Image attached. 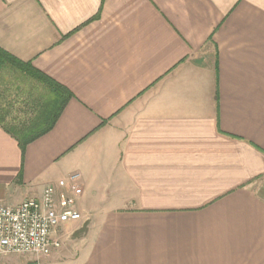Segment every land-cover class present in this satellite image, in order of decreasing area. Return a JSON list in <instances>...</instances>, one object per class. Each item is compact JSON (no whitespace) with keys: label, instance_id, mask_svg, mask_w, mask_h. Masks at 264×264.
<instances>
[{"label":"crops","instance_id":"0c3cea01","mask_svg":"<svg viewBox=\"0 0 264 264\" xmlns=\"http://www.w3.org/2000/svg\"><path fill=\"white\" fill-rule=\"evenodd\" d=\"M0 50V205L82 189L7 256L264 264V0H0Z\"/></svg>","mask_w":264,"mask_h":264},{"label":"built area","instance_id":"2783aa9c","mask_svg":"<svg viewBox=\"0 0 264 264\" xmlns=\"http://www.w3.org/2000/svg\"><path fill=\"white\" fill-rule=\"evenodd\" d=\"M80 175L71 173L47 184L38 198L23 200L16 206L0 205V256H47L60 246L58 230L78 222L74 208L82 189Z\"/></svg>","mask_w":264,"mask_h":264},{"label":"rangeland","instance_id":"374dc122","mask_svg":"<svg viewBox=\"0 0 264 264\" xmlns=\"http://www.w3.org/2000/svg\"><path fill=\"white\" fill-rule=\"evenodd\" d=\"M93 210V211H92ZM92 210H90L91 213H95V211L97 210V207L96 208H92ZM94 215V214H92ZM91 218V217H90ZM76 223V222H75ZM75 223H68L64 229H63V232L65 233H68L71 228L74 227ZM85 230V226L84 227H81L80 229H78V231H76L74 233L73 236H77V235H80L83 231ZM29 256V255H28ZM13 257V256H12ZM15 257V256H14ZM13 259H11V256H0V264H26V263H30L31 261H29L27 258L23 259V258H20V257H15ZM30 257V256H29ZM34 257V256H33ZM32 257V258H33ZM28 260V261H27ZM36 264H43L42 262H37Z\"/></svg>","mask_w":264,"mask_h":264},{"label":"trees","instance_id":"16d2710c","mask_svg":"<svg viewBox=\"0 0 264 264\" xmlns=\"http://www.w3.org/2000/svg\"><path fill=\"white\" fill-rule=\"evenodd\" d=\"M8 56H6L2 50H0V62H4L7 60Z\"/></svg>","mask_w":264,"mask_h":264}]
</instances>
